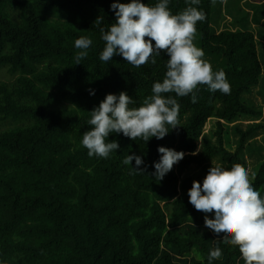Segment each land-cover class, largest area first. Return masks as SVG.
Masks as SVG:
<instances>
[{"label":"trees","instance_id":"trees-1","mask_svg":"<svg viewBox=\"0 0 264 264\" xmlns=\"http://www.w3.org/2000/svg\"><path fill=\"white\" fill-rule=\"evenodd\" d=\"M111 3L0 0V264H208L217 246L222 255L212 264H244L236 246H225L222 234L205 228V213L187 193L211 166L245 168L246 148L258 160L250 183L264 196V145L255 142L259 129L264 135L256 120L263 113L244 100L263 81L256 36L264 39V28L254 33L240 25L249 17L264 25V0H247L251 14L240 10L230 22L234 29L214 28L212 0L196 6L206 19L197 22L193 43L213 71L225 72L230 94L199 85L197 102L175 97L179 126L162 139L110 133L119 148L107 158L89 157L81 144L89 111L121 91L136 101L130 107L140 106L166 71L163 52L140 67L120 55L107 63L99 59V28L115 22ZM168 7L175 14L187 5L170 0ZM96 19H102L99 27ZM82 36L92 45L75 64L74 41ZM240 116L256 121L232 128ZM210 119L216 123L208 134ZM230 132L238 138L232 150ZM158 146L185 153L162 180L152 175ZM132 153L144 160V173L132 170L134 161L123 164Z\"/></svg>","mask_w":264,"mask_h":264},{"label":"clouds","instance_id":"clouds-1","mask_svg":"<svg viewBox=\"0 0 264 264\" xmlns=\"http://www.w3.org/2000/svg\"><path fill=\"white\" fill-rule=\"evenodd\" d=\"M200 2L185 0L187 7L175 14L168 7L170 0H157L154 5L143 0H128L127 3L113 0L110 4L115 22L99 28L104 42L99 59L107 63L114 55H120L133 67H140L156 63L155 57L163 52L167 55L166 71L162 82L153 83L151 95L145 97L140 106L130 107L136 101L121 91L106 94L89 111L87 124L90 128L81 140L89 157L107 158L119 148L117 141L108 140L110 133H122L131 140L139 138L143 142L152 137L162 139L179 126L180 105L175 97L190 96L195 103L199 85L207 86L209 92L230 94L225 72L213 71L204 59V51L193 43L197 22L206 19L205 13L196 7ZM101 22L102 19H96L98 27ZM91 45L88 37L75 39L74 47L79 50L75 64L87 57ZM89 94L93 95L94 90ZM157 151L160 157L153 162L152 175L162 180L185 153L164 146H158ZM132 161L135 166L130 165ZM123 164L130 165L137 173H144L141 167L144 160L140 155L127 154ZM187 194L194 208L205 213V228L215 235L222 234L225 246H236L244 264H264V196L253 188L247 169L239 164L230 169L219 164L211 166L202 183L193 180ZM208 214H212V218ZM221 255L218 246L210 250L208 264Z\"/></svg>","mask_w":264,"mask_h":264},{"label":"rangeland","instance_id":"rangeland-1","mask_svg":"<svg viewBox=\"0 0 264 264\" xmlns=\"http://www.w3.org/2000/svg\"><path fill=\"white\" fill-rule=\"evenodd\" d=\"M257 1V0H253ZM247 0H215V2L212 5V24L215 29L223 28L224 26L229 27V29H234L231 26V21L234 17L240 16L239 11L242 10L244 12L247 11V14H251V10L253 9L249 4L246 3ZM227 3L230 4L229 8L230 11H226V5ZM250 8V9H249ZM226 12V13H225ZM243 22L240 23L242 26L245 25L246 29L252 30L254 33H257L261 28H264V25L261 24H254L250 17L242 20ZM216 30V31H217ZM258 41V52L259 57L261 60V63L264 68V39H260V36H256ZM214 68V67H212ZM262 82L258 86L251 89L250 92L245 93L244 100L248 101L252 105H254L258 110H260L263 114L261 117H259L258 121H260L262 124H264V74L262 77ZM255 119H252L251 117L247 116H240L238 117L233 123H231V126L233 128L234 125H238L241 129H246L249 124L253 123V121H256ZM216 123V120L210 119L207 121L204 127L205 133L210 134V130L212 129V126ZM255 137V142L258 143V145L263 146L264 145V135L260 132V129L257 131ZM212 137V135L210 136ZM230 143L232 145H236L238 138L234 135L233 132H230ZM231 147V150L235 148ZM246 149V148H245ZM242 151V156L246 162L245 169H247L249 176L252 174V171L254 170V164L257 163L258 160H255L254 156H250L249 152L246 150ZM261 154H264V152H261Z\"/></svg>","mask_w":264,"mask_h":264}]
</instances>
